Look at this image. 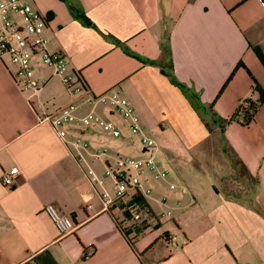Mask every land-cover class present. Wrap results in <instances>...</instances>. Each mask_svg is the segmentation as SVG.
<instances>
[{"label":"crops","instance_id":"crops-1","mask_svg":"<svg viewBox=\"0 0 264 264\" xmlns=\"http://www.w3.org/2000/svg\"><path fill=\"white\" fill-rule=\"evenodd\" d=\"M21 1L47 16L39 33L49 52L65 56L68 72L79 74L93 94L120 89L168 173L160 180L149 171L142 177L152 221L126 226L119 208L98 211L87 165L36 114L39 103L53 110L77 95L39 53L30 63L45 83L38 92L21 89L15 66L0 54V264H264V101L248 125L221 120L245 98L259 97L253 80L264 90V65L254 51L264 56V0ZM7 15L12 26L24 28L21 12ZM95 111L121 136L94 128L69 131V139L78 135L90 150L104 146L111 157L144 156L140 136L120 116L100 105ZM230 156L255 178L252 194L224 189V176L236 174ZM87 161L103 177L105 160ZM13 166L19 174L5 185L1 177ZM103 185L112 191L113 180ZM48 203L72 217L71 233L58 232L43 211Z\"/></svg>","mask_w":264,"mask_h":264},{"label":"built area","instance_id":"built-area-1","mask_svg":"<svg viewBox=\"0 0 264 264\" xmlns=\"http://www.w3.org/2000/svg\"><path fill=\"white\" fill-rule=\"evenodd\" d=\"M9 11L22 13L25 21L23 29L14 27L8 22ZM47 22L46 15L30 8L27 3L21 0L1 1L0 54H6L15 66L14 80L21 89L38 92L44 85L45 80L35 79L30 63L32 55L39 53L42 60L53 68L54 75L61 78L65 88L70 93L77 95V100L53 110H50L47 104L39 103L36 114L39 121L48 122L58 136L74 149V158L78 164L87 165L84 172L99 198L101 207L98 211L110 212L114 208H119L125 215L122 222L127 223L126 226L152 221L155 218L147 206L135 198L143 200L144 196L150 192V189L143 187L142 183V177L146 172H151L153 178L157 180L167 177V170L161 167L155 156L156 141L144 133L137 112L130 101L121 94L119 88L112 87L100 94H93L79 74L67 71L65 56L61 52H49L46 49L47 39L41 36L39 31ZM98 105L105 107L109 114L120 116L130 133L140 136L143 157L134 158L119 154L111 157L108 149L104 146L90 150L89 141L82 140L78 135L73 139L68 138L69 131L81 133L94 128H99L110 137L121 136L120 129L113 121L103 118L95 111V107ZM88 106L90 107L88 111L79 113ZM87 156L92 161L105 160L103 177L99 176L88 164ZM112 164L115 166L112 167ZM18 174V168L13 166L2 175L1 180L5 185H11ZM108 177L113 180L112 191L103 185L104 179ZM97 186L100 189H97ZM169 187L173 189L176 185L170 183ZM181 190L186 191V188L182 187ZM86 209L93 211V205L86 204ZM43 211L60 234H68L74 230L72 217L60 212L55 204H45ZM89 253H92L91 248L86 250V255ZM17 264L34 263L31 259H26Z\"/></svg>","mask_w":264,"mask_h":264},{"label":"trees","instance_id":"trees-1","mask_svg":"<svg viewBox=\"0 0 264 264\" xmlns=\"http://www.w3.org/2000/svg\"><path fill=\"white\" fill-rule=\"evenodd\" d=\"M254 51H255L256 55L258 56V58L260 59V61L262 62V64L264 65V56L262 55V53L259 50V48L254 47ZM241 65H242V63L239 62L235 66V68L233 69V71L231 72V74L229 75L227 80L225 81V83L222 85V87H221L220 91L218 92L216 98L219 96V94L226 87L227 83L232 78V76H233L234 72L236 71V69L238 67H240ZM168 75L170 76L171 80L174 83H176L182 89V91L185 94L190 95L192 97V99H194V96L189 91V89L185 85H183V84L179 83L178 81H176V79L174 78V76L172 75L171 72H169ZM253 89L259 93V97L256 100H253L251 98H245L243 101H241V103L238 105L237 109L234 111V113L230 117L221 119L224 124H228V123H230L232 121H236V122H239L242 125H248L255 118L258 109L260 108L262 102L264 101V90L262 88H260V86L256 82V80H253ZM195 104H196V106H198L200 108H203V105H202V103L199 100H196ZM224 124H220V125L223 126ZM232 159H233V157L231 156V160ZM235 160H236V162L234 160H232V164H233L234 168L236 169V165L239 164L241 166V168H242L243 173L245 175H248V176L252 177L250 175V173L248 172V170L245 168V166L242 164V162L240 160H238V159H235ZM236 172H237V170H236ZM255 182H256V180H255ZM135 199H137L139 202L144 203L143 200L139 199L138 197H136ZM122 232H124V230H122Z\"/></svg>","mask_w":264,"mask_h":264},{"label":"rangeland","instance_id":"rangeland-1","mask_svg":"<svg viewBox=\"0 0 264 264\" xmlns=\"http://www.w3.org/2000/svg\"><path fill=\"white\" fill-rule=\"evenodd\" d=\"M229 156V155H228ZM231 158V156H230ZM229 159V158H228ZM236 162V160L233 158ZM230 161V159H229ZM115 164H112L114 167ZM236 174L233 173L225 175L223 180V187L230 195H250L255 188V179L248 175H245L239 164L236 165Z\"/></svg>","mask_w":264,"mask_h":264}]
</instances>
